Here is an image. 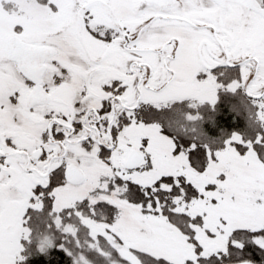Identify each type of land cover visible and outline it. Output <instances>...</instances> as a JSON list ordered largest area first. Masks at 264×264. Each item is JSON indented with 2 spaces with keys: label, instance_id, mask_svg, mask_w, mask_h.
Wrapping results in <instances>:
<instances>
[{
  "label": "snow or ice",
  "instance_id": "6c2138e0",
  "mask_svg": "<svg viewBox=\"0 0 264 264\" xmlns=\"http://www.w3.org/2000/svg\"><path fill=\"white\" fill-rule=\"evenodd\" d=\"M0 264H264V0H0Z\"/></svg>",
  "mask_w": 264,
  "mask_h": 264
}]
</instances>
